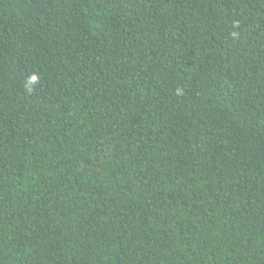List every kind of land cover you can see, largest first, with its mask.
Wrapping results in <instances>:
<instances>
[{"label":"trees","instance_id":"16d2710c","mask_svg":"<svg viewBox=\"0 0 264 264\" xmlns=\"http://www.w3.org/2000/svg\"><path fill=\"white\" fill-rule=\"evenodd\" d=\"M0 264H264V0H0Z\"/></svg>","mask_w":264,"mask_h":264},{"label":"clouds","instance_id":"9594fccd","mask_svg":"<svg viewBox=\"0 0 264 264\" xmlns=\"http://www.w3.org/2000/svg\"><path fill=\"white\" fill-rule=\"evenodd\" d=\"M32 79H33V80H35L36 78H35V77H33Z\"/></svg>","mask_w":264,"mask_h":264}]
</instances>
